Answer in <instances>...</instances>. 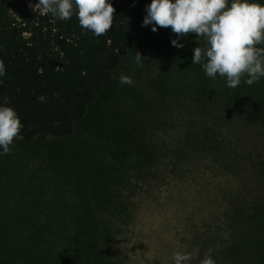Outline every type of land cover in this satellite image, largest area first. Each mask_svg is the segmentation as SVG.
I'll return each instance as SVG.
<instances>
[{
  "label": "rangeland",
  "instance_id": "obj_1",
  "mask_svg": "<svg viewBox=\"0 0 264 264\" xmlns=\"http://www.w3.org/2000/svg\"><path fill=\"white\" fill-rule=\"evenodd\" d=\"M150 2L120 1L128 53L74 132L0 155V264H172L175 251L240 264L224 253L229 215L236 199L264 200L240 154H263L264 139L237 125L234 105L196 97L211 81L192 64L195 34L177 48L170 27L142 26ZM20 8L0 0V45Z\"/></svg>",
  "mask_w": 264,
  "mask_h": 264
},
{
  "label": "trees",
  "instance_id": "obj_2",
  "mask_svg": "<svg viewBox=\"0 0 264 264\" xmlns=\"http://www.w3.org/2000/svg\"><path fill=\"white\" fill-rule=\"evenodd\" d=\"M19 1L21 8L7 28L6 42L0 45V64L5 69V76L0 77V102L7 97L22 123L11 148L19 139L70 136L128 53L127 16L120 5L123 0H110L115 9L113 24L100 37L82 29L75 15L61 21L50 13L33 11L29 4L35 5L38 0ZM199 72L207 78L203 69ZM243 79L239 86L230 89L219 75L215 79L208 77L209 87L201 89L196 97L201 99L206 92L211 101L219 98L227 107L234 105L240 110L233 111L237 125L253 126L264 139V78L252 86L244 84ZM240 155L263 182L264 153ZM262 215L261 197L236 199L229 215L237 237L232 242L236 243H229L224 250L231 262L264 264ZM245 237L248 241L243 245Z\"/></svg>",
  "mask_w": 264,
  "mask_h": 264
},
{
  "label": "clouds",
  "instance_id": "obj_3",
  "mask_svg": "<svg viewBox=\"0 0 264 264\" xmlns=\"http://www.w3.org/2000/svg\"><path fill=\"white\" fill-rule=\"evenodd\" d=\"M29 7L61 21L75 15L79 26L95 37L112 27L115 11L110 0H38ZM145 11L142 26L151 25L154 32L170 27L177 34L171 40L174 47L183 48L179 38L195 34L199 46L193 49L192 64H200L207 77L215 79L219 75L230 89L239 86L242 77L248 86L264 78V3L259 0H151ZM135 60L138 65L142 63L139 52ZM4 76L0 64V77ZM132 83L130 76L120 74L119 84ZM21 128L17 112L5 97L0 102V155L11 151ZM190 258L191 254L181 251L171 257L172 264H186ZM200 264L215 261L206 253Z\"/></svg>",
  "mask_w": 264,
  "mask_h": 264
}]
</instances>
